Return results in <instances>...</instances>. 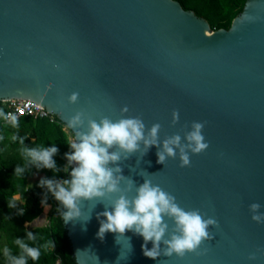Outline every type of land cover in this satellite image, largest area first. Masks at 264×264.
Instances as JSON below:
<instances>
[{
  "label": "water",
  "instance_id": "1",
  "mask_svg": "<svg viewBox=\"0 0 264 264\" xmlns=\"http://www.w3.org/2000/svg\"><path fill=\"white\" fill-rule=\"evenodd\" d=\"M11 100L33 102L66 127L83 112L73 137L89 119L139 116L147 129L161 125L162 147L204 124L209 147L189 153L190 167L179 154L160 164L157 147L143 155V145L119 162L137 187L151 180L185 210L218 221L204 254L153 260L132 231L100 239L98 214L117 193L80 201V217L67 223L61 204L75 264H264V223L252 219L264 216V0H246L228 30H212L174 0H0V103ZM135 194L133 186L127 195ZM166 222L170 236L175 225Z\"/></svg>",
  "mask_w": 264,
  "mask_h": 264
},
{
  "label": "clouds",
  "instance_id": "2",
  "mask_svg": "<svg viewBox=\"0 0 264 264\" xmlns=\"http://www.w3.org/2000/svg\"><path fill=\"white\" fill-rule=\"evenodd\" d=\"M246 19L250 18L246 17ZM69 99L75 103L78 93H73ZM128 111V107L122 109L123 113ZM24 114V112L20 113V115ZM172 115V123L176 124L179 121V112L173 111ZM11 119L15 125L16 117L12 116ZM84 123L85 114L78 112L71 118L65 131L83 127ZM203 128V123L193 122L191 130L187 131L183 138L179 134L169 136L163 140L161 147L159 123L147 129L139 116H122L115 121L108 117L99 121L89 119L87 131L76 132L68 141L72 151L66 153L65 157L69 166L75 164L70 171L68 166L64 169L65 172H69L70 179H65L62 183H54L52 180H41L40 183L41 185L46 183L55 199L68 209L63 214L65 223L80 217L81 212L78 206L80 201H92L98 198L103 200L111 197L112 194L119 193V196L112 201L111 209L108 210L106 207L104 212L98 214V218H106L100 220L97 234L100 239L111 232L117 234V241L118 236H124L126 232L132 231L143 237L142 250L150 259L157 260L162 255L172 257L174 254L183 258L187 253L203 255L204 253L198 250L203 242L211 239L208 229L210 226L218 227V221L211 217L205 219L199 209L185 210L177 203L174 195L166 192L159 185H154L151 180L145 179V182L137 187L132 179L122 174L123 169L119 166V162L141 151V145H143V155L152 146L157 147V162L160 164H165L169 157L175 159L179 154L180 167H190L189 153L200 154L209 147L202 134ZM58 151L59 149L55 146L44 149H24L33 163L42 165L46 169H56L53 156ZM20 171L22 169L18 168L17 173ZM124 181H127L126 188L121 186ZM133 186H135L136 194L129 199L127 193ZM16 198L13 197L14 200ZM24 203L26 205L27 201L25 200ZM260 207L258 203L250 205L253 213H256ZM166 218L171 219L175 225L170 236ZM252 219L257 223H264V216L254 214ZM29 239H33L31 233H29ZM149 242L153 245L151 249L148 248ZM16 243L22 250L20 257H13L7 247L3 250L5 258L11 261V264H27V257L33 261L39 260L41 253L38 248L30 247L19 239ZM162 244L164 247H161ZM249 259H255V255H251Z\"/></svg>",
  "mask_w": 264,
  "mask_h": 264
},
{
  "label": "trees",
  "instance_id": "3",
  "mask_svg": "<svg viewBox=\"0 0 264 264\" xmlns=\"http://www.w3.org/2000/svg\"><path fill=\"white\" fill-rule=\"evenodd\" d=\"M184 10L204 18L212 30H228L232 21L241 13L246 0H174ZM5 105L0 103V230L12 237L8 248L13 257H20L22 250L16 243L19 239L30 247L40 250L39 260L27 257V264H75L61 217V204L55 199L47 184L40 189L27 187V178L35 163L27 157L24 149L57 147L53 156L56 169H47V180L54 183L70 179L65 172L68 163L65 154L72 151L68 141L73 137L70 130L55 116L52 118L21 117L16 124L4 123ZM14 137V139H13ZM22 169L17 173V169ZM70 171V168H69ZM19 196V200H14ZM27 201L25 205L24 201ZM13 206H9V205ZM49 205L47 225L25 229L24 222H31L42 213L41 205ZM23 210V214H21ZM14 224L13 233L11 231ZM17 229V230H16ZM16 230V231H15ZM11 231V232H10ZM31 233L33 239H29ZM0 264H11L0 252Z\"/></svg>",
  "mask_w": 264,
  "mask_h": 264
},
{
  "label": "built area",
  "instance_id": "4",
  "mask_svg": "<svg viewBox=\"0 0 264 264\" xmlns=\"http://www.w3.org/2000/svg\"><path fill=\"white\" fill-rule=\"evenodd\" d=\"M5 105V115H4V123L10 124L12 123V116L16 117L18 120L21 117H30L34 119L38 118H52V116L41 106L30 102L28 100H11L4 103ZM21 112H24V115H20ZM69 168L75 167V164L71 166L66 164ZM59 183H62L60 181ZM58 264V263H57Z\"/></svg>",
  "mask_w": 264,
  "mask_h": 264
},
{
  "label": "crops",
  "instance_id": "5",
  "mask_svg": "<svg viewBox=\"0 0 264 264\" xmlns=\"http://www.w3.org/2000/svg\"><path fill=\"white\" fill-rule=\"evenodd\" d=\"M46 179H47V169L44 168L42 165H38V164L35 163L31 174L27 178V187L28 188H32V189H40V188L44 187V185H45V184L41 185V183H40L41 180L46 181ZM35 184H38L39 186L36 187ZM29 185H32V187H29ZM14 197H17L15 200H19V196H14ZM41 206H42V209H43V206H44L45 209L48 208V211L50 209V207L48 205H43L42 204ZM45 209H44V211H45ZM45 215L47 216V213H45ZM41 216H43V213L40 214L37 218H35L31 222H24L23 223V227L25 229H27V230L30 229L29 226L30 227L33 226L32 228H34V227H42L40 225H35L37 223V220ZM3 234H4V231L0 230V239L2 238V236H4ZM6 239L9 241V243L13 244V235H12V237L11 236L8 237V238L6 237ZM8 241L6 243H8ZM7 248H9V246ZM3 250L4 249L0 250V252H4Z\"/></svg>",
  "mask_w": 264,
  "mask_h": 264
},
{
  "label": "rangeland",
  "instance_id": "6",
  "mask_svg": "<svg viewBox=\"0 0 264 264\" xmlns=\"http://www.w3.org/2000/svg\"><path fill=\"white\" fill-rule=\"evenodd\" d=\"M35 186L37 187V186H39L38 184H35ZM49 206V205H48ZM50 207V206H49ZM44 206H43V209H42V213H43V216H41L38 220H37V223L35 224V225H40V226H45V225H47V223H48V221H47V216L45 215V213H47V215H48V213H49V211H50V209H49V211H48V208H46L45 209V211H44ZM41 213V214H42ZM28 227V226H27ZM33 226H29V228H32ZM13 230H14V224L12 225V228H11V231H12V233H13ZM17 230V229H16ZM15 230V231H16ZM10 231V232H11ZM4 235V234H3ZM8 240L6 239V235H4V236H2V238L0 239V250H2V249H4L6 246L8 247H10L11 245H12V243H9V241H8V243H6Z\"/></svg>",
  "mask_w": 264,
  "mask_h": 264
}]
</instances>
